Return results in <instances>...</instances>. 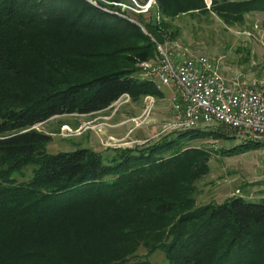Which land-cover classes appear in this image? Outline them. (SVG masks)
I'll use <instances>...</instances> for the list:
<instances>
[{"label": "trees", "instance_id": "trees-1", "mask_svg": "<svg viewBox=\"0 0 264 264\" xmlns=\"http://www.w3.org/2000/svg\"><path fill=\"white\" fill-rule=\"evenodd\" d=\"M105 1L0 0V264H152L156 249L163 264H264V193L194 202L208 152L188 140L237 128L174 129L102 153L48 152L50 134L33 126L122 93L162 95L138 63L166 41L168 18L212 12L232 24L264 0H150L134 20L118 2L147 0ZM259 27L264 40V18ZM263 144L247 136L219 150Z\"/></svg>", "mask_w": 264, "mask_h": 264}, {"label": "rangeland", "instance_id": "rangeland-1", "mask_svg": "<svg viewBox=\"0 0 264 264\" xmlns=\"http://www.w3.org/2000/svg\"><path fill=\"white\" fill-rule=\"evenodd\" d=\"M204 1L208 5L209 0ZM118 4L126 9L132 20L143 5L137 4V9L123 2ZM262 16L264 11H248L244 13L242 21L226 24L212 12L179 13L168 18L171 35L165 37L166 41L161 46L171 56L204 54L216 62L218 70L227 79L261 77L264 74V40L259 27ZM142 30L147 33L143 27ZM138 75L143 77L140 70ZM154 82L162 90V95L146 93L131 99L127 97L128 94H121L113 106L108 105L89 113L56 114L33 126L50 134L45 143L48 152L86 145L104 153L112 146L153 141L161 134L174 130L166 129L164 123L172 111L169 96L176 92L172 85H157ZM146 96H151L149 108L150 102L145 100ZM217 125L219 123L212 122L199 123L197 126L214 128ZM230 134L233 135L226 138L208 136L188 140L189 144L201 146L208 152V171L194 181L196 205L209 200L219 202L231 194L247 200H258L264 193V144L228 154L219 150L247 136L262 142L264 140L244 130L236 129ZM144 253V247L138 246L136 254ZM146 257L152 264L164 262L163 254L158 249Z\"/></svg>", "mask_w": 264, "mask_h": 264}, {"label": "built area", "instance_id": "built-area-1", "mask_svg": "<svg viewBox=\"0 0 264 264\" xmlns=\"http://www.w3.org/2000/svg\"><path fill=\"white\" fill-rule=\"evenodd\" d=\"M87 1L97 4V0ZM148 3L140 9H145ZM156 48L153 58L138 65L143 77L154 79L157 85L176 88L169 96L172 111L164 123L166 129L218 122L264 140V74L249 80L227 79L218 70L216 62L204 54L171 56L161 44L157 43ZM150 97H145L150 102L147 108L152 103ZM117 98L109 106L115 105Z\"/></svg>", "mask_w": 264, "mask_h": 264}, {"label": "water", "instance_id": "water-1", "mask_svg": "<svg viewBox=\"0 0 264 264\" xmlns=\"http://www.w3.org/2000/svg\"><path fill=\"white\" fill-rule=\"evenodd\" d=\"M150 0H147V2H149Z\"/></svg>", "mask_w": 264, "mask_h": 264}, {"label": "crops", "instance_id": "crops-1", "mask_svg": "<svg viewBox=\"0 0 264 264\" xmlns=\"http://www.w3.org/2000/svg\"><path fill=\"white\" fill-rule=\"evenodd\" d=\"M223 75V73H221Z\"/></svg>", "mask_w": 264, "mask_h": 264}]
</instances>
